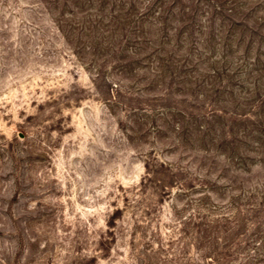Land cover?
<instances>
[{"label":"rangeland","instance_id":"1","mask_svg":"<svg viewBox=\"0 0 264 264\" xmlns=\"http://www.w3.org/2000/svg\"><path fill=\"white\" fill-rule=\"evenodd\" d=\"M0 264H264V0H0Z\"/></svg>","mask_w":264,"mask_h":264}]
</instances>
